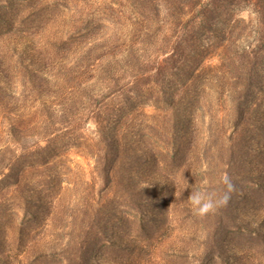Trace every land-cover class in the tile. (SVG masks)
Here are the masks:
<instances>
[{
  "label": "rangeland",
  "instance_id": "obj_1",
  "mask_svg": "<svg viewBox=\"0 0 264 264\" xmlns=\"http://www.w3.org/2000/svg\"><path fill=\"white\" fill-rule=\"evenodd\" d=\"M3 172L0 264H264V0H0Z\"/></svg>",
  "mask_w": 264,
  "mask_h": 264
},
{
  "label": "clouds",
  "instance_id": "obj_2",
  "mask_svg": "<svg viewBox=\"0 0 264 264\" xmlns=\"http://www.w3.org/2000/svg\"><path fill=\"white\" fill-rule=\"evenodd\" d=\"M221 183L224 185V189L221 192L208 191L206 188L191 190L187 201L193 214L204 216L229 203L232 193L236 191V186L227 174L222 176Z\"/></svg>",
  "mask_w": 264,
  "mask_h": 264
},
{
  "label": "trees",
  "instance_id": "obj_3",
  "mask_svg": "<svg viewBox=\"0 0 264 264\" xmlns=\"http://www.w3.org/2000/svg\"><path fill=\"white\" fill-rule=\"evenodd\" d=\"M1 176H4V177H5V173H4V172H3V173H0V177H1ZM4 177H3V178H4Z\"/></svg>",
  "mask_w": 264,
  "mask_h": 264
}]
</instances>
